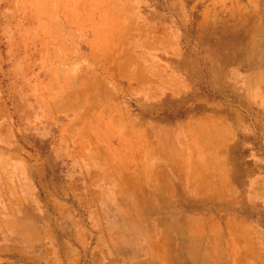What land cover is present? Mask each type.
I'll return each instance as SVG.
<instances>
[{
  "label": "rangeland",
  "instance_id": "374dc122",
  "mask_svg": "<svg viewBox=\"0 0 264 264\" xmlns=\"http://www.w3.org/2000/svg\"><path fill=\"white\" fill-rule=\"evenodd\" d=\"M0 264H264V0H0Z\"/></svg>",
  "mask_w": 264,
  "mask_h": 264
}]
</instances>
